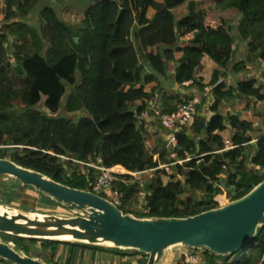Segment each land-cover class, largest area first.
Here are the masks:
<instances>
[{"label": "trees", "instance_id": "1", "mask_svg": "<svg viewBox=\"0 0 264 264\" xmlns=\"http://www.w3.org/2000/svg\"><path fill=\"white\" fill-rule=\"evenodd\" d=\"M39 1L22 0L14 5L13 0H0V67L10 61V46L17 64L11 68L19 76L16 82L8 76V68L0 72V158H5L3 149L9 148L2 146H11L9 159L16 164L77 189H87L96 172L73 160L95 162L99 158L105 167L117 166L128 172L171 164L168 173L159 168L151 170L146 211L139 215L148 217L192 216L242 197L264 179V135L257 139L254 152L245 154L251 140L247 132L260 116L254 101L264 102V87L256 86L253 78L227 88L222 81L227 70L238 73L247 63L264 62V0L215 2L221 10L236 9L235 35L225 18L197 10L192 0L187 13L179 18L173 9L188 0H94L76 31L45 5L39 15L44 21L46 49L37 30L24 21ZM149 9L153 10L150 17ZM239 43H245V54L234 62ZM170 73L175 83L189 82L194 91L211 88V115L196 113L191 124L175 134L174 147L150 152L137 115L150 106V101L163 113L174 112L183 102L178 94L162 87V79ZM67 86L71 91L62 104ZM156 93L159 96L153 101ZM42 96L44 110L37 107ZM229 99L238 100L247 119L219 112V105ZM15 102L22 104L20 111L13 109ZM58 112L81 116L73 119ZM227 126L232 130L233 147L222 151L220 133ZM171 152L174 158H168ZM196 156H200L199 163L196 159L184 161ZM161 175H167L168 180L163 182ZM222 175L231 190L226 198L221 195ZM115 186L122 193L137 187L123 182H115ZM3 237L16 240L18 244L12 241L16 249L26 254L29 249L25 243L39 242L51 255L50 261L59 244L74 245ZM201 251L205 264H264V226L234 254Z\"/></svg>", "mask_w": 264, "mask_h": 264}, {"label": "water", "instance_id": "2", "mask_svg": "<svg viewBox=\"0 0 264 264\" xmlns=\"http://www.w3.org/2000/svg\"><path fill=\"white\" fill-rule=\"evenodd\" d=\"M20 1L13 0V4ZM10 66L15 68L17 64L6 61L0 72ZM0 176L11 177L74 212H22L2 205L0 235L131 250L145 256L143 264H162L176 246L206 249L220 256L234 254L264 226V179L242 197L192 216L148 217L124 213L105 196L67 186L8 158H0ZM148 184L143 186L142 206ZM0 259L9 264H51L16 250L13 242L1 236Z\"/></svg>", "mask_w": 264, "mask_h": 264}, {"label": "rangeland", "instance_id": "3", "mask_svg": "<svg viewBox=\"0 0 264 264\" xmlns=\"http://www.w3.org/2000/svg\"><path fill=\"white\" fill-rule=\"evenodd\" d=\"M192 1L195 2V8L197 10L201 9V10L205 11L207 13V15H210L212 17H218L219 16V17L225 18L227 25L230 26L232 29V33L234 35L236 34V23L238 22V14H237L236 9L227 8L225 10H221L218 8V6L215 5L216 4L215 2L217 0H192ZM93 2H94V0H69V1H64V2L53 3V1H51V0H41V1H39V3L36 4V6L33 8V10H31L29 15L27 17H25L24 21H26V23L28 25L34 27L37 30L38 34L40 35V37L42 39L43 47L46 49L48 46L47 36L45 35V33L43 31L44 21L41 19L40 15H39V10L44 5L52 6V8L56 12V14H58V17L60 18V20L62 22H64L70 29H72L73 31H76L78 28H80L82 26V19H83L84 11ZM1 6H3V5L1 4ZM188 9H189V0L179 4L173 10H174L175 16L177 18H179L183 14L187 13ZM137 11H136V13H137ZM152 14H153V10L149 9L147 12V16L150 17ZM232 23H233V25H231ZM0 26H1V23H0ZM239 44L235 48L236 51L234 53V58H233L234 62L236 60L240 61V59L244 57V56H241V54H240L241 53L240 48L238 47ZM12 52H13L12 48L10 46H8L7 53H8V57H9L10 62H13ZM7 74L10 78L14 79L16 82L19 79V76L14 72V70L11 68V66L8 68ZM251 76H254L255 79L257 80V82L261 81L262 84H264L263 83L264 82V62L259 61V62H255V63H247L245 65V67L238 72L237 78H242V79L245 78L246 79V78H249ZM166 79H168V77H166L165 80ZM70 91H71V87L67 86L66 94L62 98V104L66 100L67 94H69ZM172 91L176 95L174 89H172ZM196 95L197 96H194V97H198L199 95H201V92L196 91ZM43 101H44V97L42 96L40 102L37 105V107L40 110H44ZM210 103L211 102L209 101V104ZM21 106H22V104H20L19 102H15V106L13 107V109L20 111ZM254 109L260 115L259 118L255 120L256 129L254 132H252V135H251L252 137L256 138L259 135H262L264 133V102H258V101L255 102L254 101ZM203 110H207V109H203ZM227 112L229 113V111H227ZM57 114L58 115H64L66 117H71L73 119H76L79 116H81V113L64 114V113L58 112ZM160 131L153 133V135L152 134L149 135V133L145 134V139H146V141H148V142H146V148L148 151H151L152 148H156L159 150H167L170 147V145L167 142L163 144V141H161V139L157 140L158 138H162V134ZM2 147H7V148L9 147L8 149H3L6 152L5 158L9 159L10 158L9 151L11 150L10 149L11 146H2ZM252 149H254V147H252L251 150ZM251 150L248 149L246 151L247 156H249V154L251 153ZM167 156H168V158H170L171 157L170 153L167 154ZM248 160L249 159H247V161H246L247 164H249ZM70 173H71V171H68L67 175H70ZM63 175H66V174L62 173V176ZM151 175H153V171L152 172L148 171V172L144 173L143 175H141V177L145 181V179ZM224 178H225L224 175H222L223 182L221 185V190H222L221 195H224V197L226 198V193H228V192L230 193L231 190L226 188ZM166 179H167V177H163V180H166ZM94 181L88 180L86 188L90 189L89 188V182L94 183ZM29 188H31V187H25L11 177H5V178L0 177V206H1L0 212L3 210L2 205H6L12 209L20 210L22 212H27L25 209H28L30 207L34 208L35 202L39 200V198H38L39 195H37L36 191L33 188H32V190H30ZM99 194L101 196H106V194H104L103 191H100ZM196 196L199 197L200 193L196 192ZM121 201H122V205L120 206L121 210H123L125 212H127V211L131 212V214L134 216H139L140 213L142 214L143 212L146 211L145 208H143L141 210L140 198L134 199L133 202H131L128 193H124V195L121 198ZM220 201H223V199ZM131 206L133 207L132 210H130ZM56 210H57V212H54V213H62V214H67V215L74 214V212L68 208H63L62 211L59 208ZM0 236L3 240H5V237H3V234H1ZM12 241H14L18 244V242L16 240L12 239ZM16 246L18 247L19 245H16ZM174 248H182V247L176 246ZM123 252H125L124 253L125 255H120V256H128L132 261H134V262L136 261L135 264H140L145 259L143 255H141V254L136 255V253H134V251H131V250L123 251ZM44 260H46V262H48V258H44ZM49 263L52 264L53 262L50 261Z\"/></svg>", "mask_w": 264, "mask_h": 264}, {"label": "crops", "instance_id": "4", "mask_svg": "<svg viewBox=\"0 0 264 264\" xmlns=\"http://www.w3.org/2000/svg\"><path fill=\"white\" fill-rule=\"evenodd\" d=\"M51 1H53V0H51ZM53 3H57V2L53 1ZM50 7L52 8V6H50ZM57 16H58V14H57ZM231 25H233V23ZM238 47L240 48L241 56H244L245 50H246L245 44L240 43ZM236 61H238V60H236ZM225 72H226V77H223L222 81L224 82L226 88L231 86V85H235L238 81L245 79V78H243V79L237 78L238 73H233V72H231V70H227ZM249 78L255 79L254 76H251ZM255 81H256V83H255L256 86L261 85L264 87V84H262L261 81L257 82L256 79H255ZM161 84H162V87L164 88V90L166 92H171L172 94H174V92L172 91V89H174L175 93L178 94L180 96V98L183 100L187 96H190L191 98L194 96H197L196 91H194L192 88L188 87L189 82H184V83H182L183 85H179L178 83H175L173 81V73H170V75L168 76V79L165 80V78H163ZM210 89H211L210 87H206L204 92H201V95L198 96L200 99V103L197 106V108H198L197 113H199L203 117H209L211 115V112L209 110V105H210L209 101L210 102L212 101V94H211ZM158 96H159V94L156 93L154 95V97L152 98V100L156 101ZM149 105L155 106V104L152 101L149 102ZM203 109H207L208 111L203 110ZM218 109L222 115L238 114L241 119H247V117L244 115L245 109H243L239 106L238 100H232V99L225 100L219 105ZM227 111H229V113ZM140 125L143 126L144 136L146 133H149V135H151V134L153 135V133L159 132L161 130L160 132L162 134V138H158L157 140L161 139V141H163V144L168 141V138H169L168 132L166 131V129H164L160 125L159 121L156 118L151 116L146 121H143ZM255 129H256V122L252 121V130L247 132V135H249L251 138V140L248 143L250 146L246 149V151L248 149L251 150V148L255 146L257 139L260 136L264 135V133H263L262 135H259L256 138L252 137L251 136L252 132H254ZM220 134L223 138V142H224V140H228L231 143L230 139L232 136V130L230 129L229 126H227L226 129H224ZM146 142H148V141H146V139H145V145H146ZM154 150H157V149L152 148L151 151L153 152ZM254 150H255V147H254V149L251 150V153L249 154V156L254 152ZM246 151H245V154H246ZM156 154H158V153H154L153 156H155ZM117 168L121 169L119 167H117ZM169 171H170V167H169ZM0 177L5 178V176H0ZM151 177H152V175L149 176L148 178H146L145 181L142 180L143 186H144L145 182H147V181H148V183L150 182ZM163 177H167V179L163 180ZM161 179L163 182H166L168 180V176L167 175H161ZM143 186L142 187L137 186L135 189H133V191H130L128 193L131 202H133V200L137 199V198H140V201H142V198L145 195L142 191ZM25 187H29V186H25ZM29 189L32 190V188H29ZM36 193H37V195H39L38 196L39 200L35 202L34 208L30 207L28 209H25L27 212L36 211V212H43V213H54V212H57L56 209H58V208L61 209V211L63 208H66V207L62 206L61 204L54 202L49 197H47V196H45V195H43L37 191H36ZM103 193L107 195L108 191L103 190ZM122 194L124 195V193H122ZM145 204H146V202H145ZM140 205H141V203H140ZM144 205L143 206L141 205V210L144 208ZM132 209H133V207L131 206L130 210H132ZM55 214H62V213H55ZM5 241L10 242V240H5ZM70 243H73L74 245H72V244H59L58 245L56 252H55V255L52 258V262H53L52 264H135L136 263V261L135 262L132 261L128 256H120V255H125V254L117 253V252L113 251V249H111L108 246H101V247L99 246L96 248V247H92V246H86L85 244L79 243V242H70ZM26 244L28 245V249H29L28 255L35 257V258H38V259L43 260V261H44V258H48V260H50L51 255L49 254L48 250L42 248L39 242H37L36 244L25 243V245ZM16 250H18V249H16ZM18 251H20V250H18ZM201 252H202L201 249L172 248L168 252V254L166 255L165 260L162 264H205ZM189 254H191L192 256H195L194 260L190 261L188 259ZM144 258H145V256H144ZM48 262H50V261H48ZM0 264H6V262L0 259Z\"/></svg>", "mask_w": 264, "mask_h": 264}, {"label": "built area", "instance_id": "5", "mask_svg": "<svg viewBox=\"0 0 264 264\" xmlns=\"http://www.w3.org/2000/svg\"><path fill=\"white\" fill-rule=\"evenodd\" d=\"M200 103V99L198 97H192L190 99H184L183 102L177 106L176 110L172 113H163L156 106L150 105L147 109L140 112L137 115V123L141 124L143 121H146L151 116L156 118L160 125L166 129L169 134V138L167 143L174 147L176 144L175 134L179 132L182 127L189 126L197 113V106ZM232 144L228 140H224V146L221 149L227 150L232 148ZM220 150V151H221ZM171 157L174 158L175 154L173 152L170 153ZM154 157L158 158V154ZM191 159H196V163L200 162V156L196 157H188L184 161H188ZM75 163L85 167H90L95 170L96 178L94 183L89 182V186L91 188L90 191L99 194L100 191L107 190L108 194L105 196L111 202H113L116 206L120 207L122 205L121 198L123 196L122 192L115 186V182H123L127 185L136 184L139 187L143 186L142 177L144 173L155 170V169H164L166 172L169 171V167L171 164L161 163L157 167H154L149 170H136L132 172H128L121 169H118L117 166L114 167H105L101 164V160L98 158L94 161L81 162L77 160H73ZM181 162V161H177ZM81 168L82 172L86 170ZM120 168V167H119ZM122 176H130L127 180ZM195 256L191 254L188 255V259L190 261L194 260Z\"/></svg>", "mask_w": 264, "mask_h": 264}, {"label": "bare ground", "instance_id": "6", "mask_svg": "<svg viewBox=\"0 0 264 264\" xmlns=\"http://www.w3.org/2000/svg\"><path fill=\"white\" fill-rule=\"evenodd\" d=\"M1 207V206H0ZM2 209V208H1Z\"/></svg>", "mask_w": 264, "mask_h": 264}]
</instances>
